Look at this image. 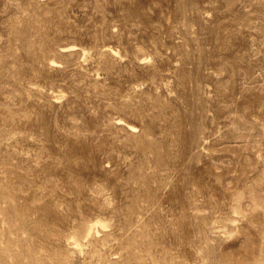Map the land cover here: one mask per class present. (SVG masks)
Wrapping results in <instances>:
<instances>
[{"label": "rangeland", "instance_id": "1", "mask_svg": "<svg viewBox=\"0 0 264 264\" xmlns=\"http://www.w3.org/2000/svg\"><path fill=\"white\" fill-rule=\"evenodd\" d=\"M0 264H264V0H0Z\"/></svg>", "mask_w": 264, "mask_h": 264}]
</instances>
